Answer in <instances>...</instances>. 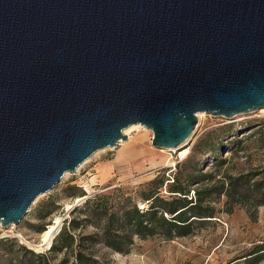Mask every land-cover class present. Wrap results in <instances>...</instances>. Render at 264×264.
<instances>
[{"label":"water","instance_id":"1","mask_svg":"<svg viewBox=\"0 0 264 264\" xmlns=\"http://www.w3.org/2000/svg\"><path fill=\"white\" fill-rule=\"evenodd\" d=\"M261 108L264 0H0V224L131 125L173 149Z\"/></svg>","mask_w":264,"mask_h":264},{"label":"rangeland","instance_id":"2","mask_svg":"<svg viewBox=\"0 0 264 264\" xmlns=\"http://www.w3.org/2000/svg\"><path fill=\"white\" fill-rule=\"evenodd\" d=\"M261 126L264 128V108L232 118L201 112L191 136L174 150L152 146V131L142 125L129 129L127 139L121 140V144L96 151L76 172L65 173L50 192L38 196L18 225L2 227L0 224V240L4 241L0 244V264H8V256L12 255L8 249L14 243L34 252L48 250L46 245L36 246L40 243V233L56 216L60 217L62 227L73 207L85 200H80L83 192L89 197L116 186L134 189L158 174H164L169 179L167 182H171L178 170L176 164L189 157L192 159L188 164H197L195 172L201 168V172L214 176L209 184L223 179L224 175L253 171L255 165L264 164V149L258 148L261 144L258 139H264V132L255 133ZM228 128L234 135L224 137ZM239 138L242 142L237 145L235 140ZM197 146L201 153L196 150ZM213 147L215 150L210 151ZM237 147L241 148L238 155L230 157ZM206 148L208 151L204 152ZM184 149L188 153L181 158L179 153ZM165 158H170L173 164L165 165ZM221 159L226 161L215 166L214 162ZM187 167L184 172L192 171ZM163 169L165 173L160 172ZM161 193L167 196L164 187ZM211 196L214 216L193 223L187 233L175 234L171 239L134 237L133 244L123 252L96 245L93 257L98 264H264V253L250 255L255 245L264 244L263 201L254 195L238 200H230L217 192ZM137 203L142 209L147 206ZM91 230L89 226L86 228L87 232ZM61 256V252L56 253L52 262Z\"/></svg>","mask_w":264,"mask_h":264},{"label":"trees","instance_id":"3","mask_svg":"<svg viewBox=\"0 0 264 264\" xmlns=\"http://www.w3.org/2000/svg\"><path fill=\"white\" fill-rule=\"evenodd\" d=\"M229 128L224 137L234 135ZM262 130L263 126L255 133L261 135L264 132ZM258 140L261 143L258 148L264 149V139ZM240 142V138L235 140L237 145ZM239 149H233L230 157L237 156ZM214 150L213 147L210 151ZM191 159L189 157L176 164L178 170L171 182H167L169 179L164 174H158L134 189L116 186L85 198L81 204L73 207L70 218L64 219L48 250L34 252L24 245L14 243L8 249L12 253L8 256V264H98L93 257V247L96 245L123 252L133 244L134 237L145 239L160 236L171 239L175 234L183 235L193 223L214 216L215 207L211 203V195L216 192L217 195H226L230 200L254 195L264 203V164L255 165L253 171L246 173L224 175L223 179L209 184L214 176L201 172V168L195 172L197 164H188ZM225 161L221 159L220 163H214L219 166ZM186 165L192 171L184 172ZM160 172L165 173V170ZM162 187L167 196L162 195ZM84 195L83 192L80 197ZM137 201L147 204L146 208H140ZM88 226L92 228L90 232L86 231ZM3 243L0 240V244ZM58 252L62 256L53 263V257ZM262 253L264 244H258L252 248L250 255Z\"/></svg>","mask_w":264,"mask_h":264},{"label":"bare ground","instance_id":"4","mask_svg":"<svg viewBox=\"0 0 264 264\" xmlns=\"http://www.w3.org/2000/svg\"><path fill=\"white\" fill-rule=\"evenodd\" d=\"M200 116H201V112H199L197 114V118H200ZM139 126H141V125L135 124V125L129 126L127 129H125L124 134H126L129 129H131V128H137ZM121 143H122V141L119 142V144H121ZM174 149H177V148L166 149V150H174ZM161 151H163V149ZM187 153H188V151L186 149H184V150H182L179 153V157L183 158V157H185L187 155ZM163 163L165 165H172L173 164V161L170 160V158H165L164 161H163ZM60 225H61V219H60L59 216H56L54 218V220L52 221V223L51 224H48L47 227L40 233V243L38 245H36V246L40 247V246L46 245V246L49 247L50 241L52 239V236L58 230V228H59Z\"/></svg>","mask_w":264,"mask_h":264}]
</instances>
